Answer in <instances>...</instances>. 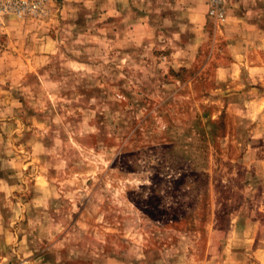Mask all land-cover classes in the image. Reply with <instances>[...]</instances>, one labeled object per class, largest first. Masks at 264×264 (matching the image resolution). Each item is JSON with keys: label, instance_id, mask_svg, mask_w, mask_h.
Listing matches in <instances>:
<instances>
[{"label": "rangeland", "instance_id": "rangeland-1", "mask_svg": "<svg viewBox=\"0 0 264 264\" xmlns=\"http://www.w3.org/2000/svg\"><path fill=\"white\" fill-rule=\"evenodd\" d=\"M208 9L0 19V264H264V0Z\"/></svg>", "mask_w": 264, "mask_h": 264}, {"label": "built area", "instance_id": "built-area-1", "mask_svg": "<svg viewBox=\"0 0 264 264\" xmlns=\"http://www.w3.org/2000/svg\"><path fill=\"white\" fill-rule=\"evenodd\" d=\"M224 0H209L208 14L218 20H224ZM50 0H0V19L7 14L18 18L38 17L46 13Z\"/></svg>", "mask_w": 264, "mask_h": 264}, {"label": "crops", "instance_id": "crops-1", "mask_svg": "<svg viewBox=\"0 0 264 264\" xmlns=\"http://www.w3.org/2000/svg\"><path fill=\"white\" fill-rule=\"evenodd\" d=\"M251 90H255L254 88H251L249 91H251ZM241 96V95H240ZM252 103V102H251Z\"/></svg>", "mask_w": 264, "mask_h": 264}]
</instances>
